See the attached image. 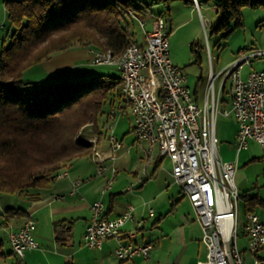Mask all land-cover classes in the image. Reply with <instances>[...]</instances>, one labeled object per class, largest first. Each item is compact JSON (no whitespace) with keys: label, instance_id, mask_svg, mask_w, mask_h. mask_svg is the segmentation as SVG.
Segmentation results:
<instances>
[{"label":"built area","instance_id":"1","mask_svg":"<svg viewBox=\"0 0 264 264\" xmlns=\"http://www.w3.org/2000/svg\"><path fill=\"white\" fill-rule=\"evenodd\" d=\"M195 3L199 4L197 0ZM129 13L133 15L132 11ZM166 20L164 15L156 17L152 29L145 30V42L134 41L119 54L92 48V62L113 65L119 70L123 95L134 117L133 146L142 153L143 174H146L145 167L157 156L171 160L175 182L189 198L202 225L209 264H243L244 254L237 244L241 199L236 183L238 165L234 160L221 157L216 123L221 91L229 80L231 109H225L223 114L233 115L238 122L236 151L248 150L250 142L256 141L264 153V70H250L246 77L243 76V69L251 57L264 54V51L242 53L220 71L212 70L205 97L197 99L188 84L187 73L171 58ZM218 78H222L219 92L216 88ZM116 113L113 107L107 125L113 150L122 147L115 135L113 119ZM89 142L97 152V138ZM93 158L98 164L97 174L112 171L103 189L106 191L111 188L117 169L107 166L98 153ZM138 180L143 181V176ZM104 208L101 200L92 204V218L84 233L86 245L101 247L104 240L116 238L119 240L115 248L118 259L137 255L148 259L153 243L124 241L122 228L133 218L134 207L128 206L122 215L114 218L106 217ZM153 212L150 209L151 215ZM245 220L247 249L257 254L264 247V221L256 212L246 213ZM35 226V220L29 219L18 230L9 232L12 250L20 258L28 249L39 247L32 234ZM255 264H264V261L256 257Z\"/></svg>","mask_w":264,"mask_h":264},{"label":"trees","instance_id":"2","mask_svg":"<svg viewBox=\"0 0 264 264\" xmlns=\"http://www.w3.org/2000/svg\"><path fill=\"white\" fill-rule=\"evenodd\" d=\"M185 1L196 4L195 0ZM197 1L217 8L211 34L222 37L243 25L242 7L264 8V0ZM4 4L14 30L0 52V193L31 197L76 160L92 158L93 144L82 137L75 139L84 125L92 123L100 137L107 132L116 100L124 103V109L129 104L120 75L35 83L24 79L25 71L76 44L121 53L137 41L131 20L141 18L150 5L140 0H5ZM226 94L230 90L225 84L221 104L231 102ZM104 104L110 107L107 113ZM104 114L106 121L101 123ZM241 199L246 213L256 212L264 204L249 190L241 192ZM22 212L9 207L4 213L13 216ZM9 253L0 237V264Z\"/></svg>","mask_w":264,"mask_h":264},{"label":"crops","instance_id":"3","mask_svg":"<svg viewBox=\"0 0 264 264\" xmlns=\"http://www.w3.org/2000/svg\"><path fill=\"white\" fill-rule=\"evenodd\" d=\"M165 7L167 10L159 15L166 17L169 35L173 32L175 21L178 22L175 28L177 29L194 18L199 19V16L202 21L204 20L201 4L173 0L172 3H165ZM215 9L217 10L216 7ZM156 17L150 20L149 27L144 21H140L141 26L144 23L143 40L140 42L135 35L137 42H145V30L152 29ZM179 18H182V22H179ZM43 62L25 71L24 75L33 70L32 76L27 81L51 83L57 78V72L72 73L71 71L75 68V66L58 68L60 70L55 73H49L43 69V65L41 66ZM235 121L237 122L236 119ZM133 123L131 136L125 133L119 137L115 134L122 142L120 149L113 150L109 131L103 132L100 137L97 135V152L94 151L92 158H89L92 164L73 162L48 187L34 191V196L14 194L21 198L19 204L11 200L9 202V199H0V212L4 213L9 207L24 210L21 214L13 216L6 213L2 215L5 222L0 225V231L6 234V247L10 253L1 264H209L208 247L202 239V225L197 219V213L189 198L175 182L171 173V160L168 157L157 156L145 167L144 175L142 153L133 146ZM237 131L238 122L235 137ZM254 142L256 141H251L250 145ZM223 149L225 156L223 158L220 154L221 157L236 161L238 172L243 150L236 151L237 147L230 149V146L225 144ZM97 153L104 159L107 166H114L117 169L112 186L106 191L103 189L113 174L111 169L104 175L97 174L98 164L93 158ZM113 155L115 159L112 158ZM165 160L171 163L169 169L163 167ZM237 172L236 183L241 192L249 190L251 193H256L248 187L250 182L247 177L239 176L237 181ZM140 176H143V181L138 180ZM96 200L104 203V214L108 218L122 215L128 206L134 207L133 218L128 220L122 228L124 241L153 243L148 259L141 255L126 260L118 259L115 248L119 240L116 238L104 240L101 247L86 245L84 233L92 218V204ZM263 206L264 204L259 205L256 213L259 214L257 209ZM150 209L154 210L152 215ZM260 217L262 219V216ZM29 219L36 222L32 234L39 242V247L28 249L23 258H20L11 251L9 232L12 229L18 230ZM140 221H142L141 224H139ZM132 231H136L135 235L129 234ZM0 237L4 238L2 234ZM237 244L244 254L243 264H255L256 257L264 261V247L257 254L247 249L249 243L244 225L239 230Z\"/></svg>","mask_w":264,"mask_h":264},{"label":"rangeland","instance_id":"4","mask_svg":"<svg viewBox=\"0 0 264 264\" xmlns=\"http://www.w3.org/2000/svg\"><path fill=\"white\" fill-rule=\"evenodd\" d=\"M5 0H0V52L3 44L6 45L10 41V34L13 32L14 27L7 17L5 10ZM146 4H149V11L141 16V18H133L132 31L135 33L138 40L142 39V26L140 21H144L147 26H150V20L161 13H164L167 9L164 2H155L154 0H140ZM173 0L170 2L172 3ZM204 20L201 17L199 19L194 18L184 25H178L175 21L173 32L169 35L170 43V55L175 64L179 65L188 75V84L193 89L195 96L198 95V99L205 97L207 87L210 82V75L212 70L215 72L220 71L229 63L239 57L241 53L252 54L257 51H264V8H252L250 6L242 7L243 25L235 27L233 32L228 37H222L219 34H211V24L218 18L217 10L212 3H205L201 8ZM184 19V18H183ZM179 22H182V18H179ZM175 29V30H174ZM93 47L76 44L69 49L58 51L52 54V56L44 60L41 64L44 70L56 72L61 68L75 66L72 73L57 72L56 76L59 79H55L53 83L64 79H82L87 80L94 77H114L119 76L120 72L113 65L107 64H95L92 62L91 49ZM213 57V59H211ZM75 64V65H74ZM39 66V67H41ZM60 68V69H58ZM42 69V68H36ZM264 69V54L252 56L250 63L245 65L243 69V76L246 77L250 70ZM33 70L27 72L24 75V79L28 80L32 76ZM60 75V76H59ZM64 78V79H61ZM222 78L216 80V88L219 92V87ZM230 87V81H227V90ZM229 99V95L224 96ZM117 113L113 119L115 134L122 137L125 133L131 136V124L134 117L129 111V108L124 109V103L116 100L115 103ZM110 107L104 104L103 110L107 113ZM225 109H231V102L224 101L220 106V113L217 116V135L220 138L219 151L220 154L225 156V150L223 145L230 146V149H235V134L237 130V122L234 116H227L223 114ZM101 123L106 121L105 114L100 116ZM104 129V128H103ZM95 127L92 123L84 125L75 135V139L84 138L89 142V139L97 138ZM92 143V142H89ZM93 144V143H92ZM94 149V148H93ZM260 144L254 142L250 145L248 150H243L242 158L239 160V169L237 172V181L239 176H245L249 179V188L254 190L257 194L264 199V153L261 150ZM156 154V153H155ZM247 156V157H246ZM75 162L92 164L91 160L87 157L80 158ZM171 163L165 160L163 167L169 169ZM19 196L2 194L0 193V199H9L15 204L21 202ZM18 199V200H17ZM3 201V200H2ZM19 201V202H18ZM13 203V204H14ZM239 204V217L238 225L239 230L243 228L245 223V205L241 199ZM262 220L264 221V206L257 209ZM1 211V210H0ZM3 215V214H2ZM0 214V225L3 224L4 219ZM0 234L6 239V234L0 231ZM7 241V240H5Z\"/></svg>","mask_w":264,"mask_h":264}]
</instances>
